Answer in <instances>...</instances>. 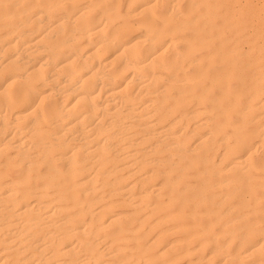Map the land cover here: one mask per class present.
Wrapping results in <instances>:
<instances>
[{
	"label": "bare ground",
	"instance_id": "6f19581e",
	"mask_svg": "<svg viewBox=\"0 0 264 264\" xmlns=\"http://www.w3.org/2000/svg\"><path fill=\"white\" fill-rule=\"evenodd\" d=\"M253 6L0 0V264H264Z\"/></svg>",
	"mask_w": 264,
	"mask_h": 264
},
{
	"label": "rangeland",
	"instance_id": "374dc122",
	"mask_svg": "<svg viewBox=\"0 0 264 264\" xmlns=\"http://www.w3.org/2000/svg\"><path fill=\"white\" fill-rule=\"evenodd\" d=\"M234 1H236V0H234ZM250 1H252V2H250ZM254 1V2H253ZM240 2V4H241V2H242V5L244 6H246V8L248 7V8H251V5L253 6V4H254V10L253 9H246L247 11H246V13L248 14V12H249V10L252 12V13H250L249 12V19H254V20H258V21H260V22H263L264 21V15H263V13H264V0H244V1H240V0H238V3ZM247 2V3H246ZM249 2H250V4L251 5H249ZM262 2V3H261ZM253 3V4H252ZM249 5V6H248ZM256 5H258L257 6V8H259V9H257L256 8ZM262 5V6H261ZM252 7V8H253ZM263 9H262V8ZM256 8V9H255ZM253 10V11H252ZM261 10H263V11H261ZM260 13H261V16H260ZM253 16H252V15ZM257 14V15H256ZM254 15H255V17H254ZM259 16V17H258ZM257 17V18H256ZM263 20V21H262ZM263 38V39H262ZM261 38V44H260V46L264 43V37H262ZM240 210H242V211H240ZM244 211H246L245 209H241V208H238V210H236V212H244ZM249 216V218H254V217H257V216H259V215H251V214H249L248 215ZM252 216V217H251ZM182 233L180 232V233H178V234H176V235H171V236H169V237H166V241H172V240H174V239H179L180 237H182V235H181ZM178 235V236H177ZM181 235V236H180ZM176 237V238H175ZM171 239V240H170ZM209 247H211V246H207V248H206V251H204V252H199V253H197V254H195V255H193L194 257H200V256H202L203 254H205V255H207L208 253H209V251L211 250V248H209ZM233 250V249H232ZM193 256H191V258H190V256L189 257H187L186 259H184V260H182L181 262H183L184 263V261L186 262V261H188V260H190V259H193L194 257ZM197 257V258H198Z\"/></svg>",
	"mask_w": 264,
	"mask_h": 264
}]
</instances>
